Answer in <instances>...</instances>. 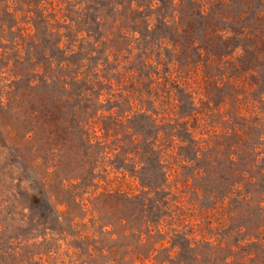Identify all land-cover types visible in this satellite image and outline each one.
I'll list each match as a JSON object with an SVG mask.
<instances>
[{"label":"rangeland","instance_id":"1","mask_svg":"<svg viewBox=\"0 0 264 264\" xmlns=\"http://www.w3.org/2000/svg\"><path fill=\"white\" fill-rule=\"evenodd\" d=\"M0 264H264V0H0Z\"/></svg>","mask_w":264,"mask_h":264}]
</instances>
